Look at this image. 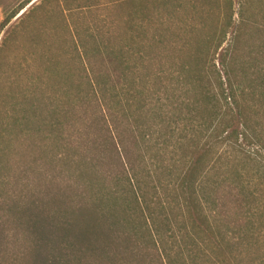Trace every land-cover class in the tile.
Listing matches in <instances>:
<instances>
[{
  "label": "trees",
  "instance_id": "16d2710c",
  "mask_svg": "<svg viewBox=\"0 0 264 264\" xmlns=\"http://www.w3.org/2000/svg\"><path fill=\"white\" fill-rule=\"evenodd\" d=\"M32 1L6 17L0 35ZM170 1L180 17L176 28L170 15L156 17L162 7L158 1L131 0L138 8L126 21L127 39L120 35L117 45L98 42L90 50L77 37L90 74L88 94L100 118L96 123L104 126L106 144L120 168L117 175L110 172L116 188L107 193L101 185L98 195L89 191L91 206L78 207L94 215L88 227L92 232L76 230L61 207L66 199L56 196L50 202H59L55 213L30 188L9 199L0 194V264H16L18 255L9 245L22 234L35 245L23 246L22 264H91L87 253L99 264H122L119 257L128 264H248L244 259L256 249L262 252L264 195H258V188L264 189V0H243L237 21L232 10L218 13L214 0L202 6L201 0H192L188 16L183 0H164L166 8ZM151 50L163 53L151 57ZM166 59L170 67L157 74L154 67ZM62 72L68 76L66 69ZM77 91L76 99L84 100L80 87ZM21 126L18 121L0 123V152L8 144L5 132ZM169 139L175 141L173 151ZM92 144L98 151L99 143ZM168 151L172 157L165 171L158 161L163 163ZM103 160L98 155L86 164L99 174L97 163ZM151 166L156 167L155 181L154 171L144 173ZM161 191L168 193L166 208L156 203ZM108 200L124 205L120 223L112 208L106 209ZM51 244L44 255L42 249Z\"/></svg>",
  "mask_w": 264,
  "mask_h": 264
},
{
  "label": "rangeland",
  "instance_id": "374dc122",
  "mask_svg": "<svg viewBox=\"0 0 264 264\" xmlns=\"http://www.w3.org/2000/svg\"><path fill=\"white\" fill-rule=\"evenodd\" d=\"M27 1L30 0H0V25ZM150 1H158V5L162 6L156 12V17L170 15L172 28H176L180 17L176 16L175 2L170 1L166 8L164 0ZM242 1L212 2L215 10L222 15L231 14L232 10L234 20L237 21ZM204 2L205 0H201L199 6ZM183 3L188 16L192 13V0H183ZM137 8L138 4L131 3V0H33L1 33L0 123L18 121L22 124L19 128H9L5 132L8 144L1 146L4 153L0 152V175L4 177V182L0 184V194H3V198L9 199L30 188L31 194L41 193L47 199V210L57 213L60 210L59 202H50L58 196L66 199L61 201L62 210H67L65 216L75 222L78 232L92 226L91 219H94V215L90 211L81 213L78 207L92 205L93 198L89 191L93 190L98 195L97 191L101 190V185L107 193L116 188V182L114 178H110V172L116 174V170L120 168L115 164L112 152L106 144L104 126L102 123H96L100 122V118L92 104L93 96L88 94L90 74L85 71L87 65L80 55L81 51L78 52L77 37L81 36L88 43L90 50H93L95 45L98 46V42L117 45L120 35V39L128 38L126 21L130 13ZM251 15L252 12H249V16ZM138 48L136 46L135 49ZM148 53L153 57L156 53L163 52L151 50ZM163 64L154 67V71L158 72L161 67L166 66V70L170 67L167 59ZM62 68L67 70V77L64 76ZM155 78L149 79L151 90L154 89L152 84ZM131 81L130 77V88ZM77 87H80L84 100L76 99ZM123 97V106L127 107L126 96ZM150 106L153 108L154 104ZM95 140L100 145L98 151L92 144ZM174 144L175 141H169L170 151L175 150L172 148ZM170 151L163 161L164 164L158 161L160 167L165 165V171L169 169V159L172 157ZM98 155L104 160L97 163L99 174H94L93 168L90 169L86 163H91V159ZM64 158L68 159L67 164L66 161L60 162ZM262 159L264 160V154ZM155 170L156 167L154 169V166H151V169L144 172L139 167L140 173H153L154 181L157 178ZM161 174L162 172L159 175ZM123 179L126 177L123 176ZM124 184L129 187L128 180ZM61 185L67 186L68 190L77 187L79 192L74 194L72 190L62 189ZM258 190V195L261 194L262 197L264 189ZM79 194L83 197H79ZM159 195L156 203L160 206L163 204L166 208V205H169L168 193L161 191ZM105 205L106 209L112 208L119 223L125 219L123 204L108 200ZM14 227L11 224L13 230ZM88 229L92 232V229ZM117 230L118 233L123 232L122 228ZM259 235L263 245L262 252L256 249L251 256L244 259L248 264H261L264 261L259 257H264V232ZM17 237V243H11L9 250L18 255L16 264H22L20 251L23 246L27 247L30 242V246L35 245L30 241L31 238L25 239L24 234ZM117 242L120 243V239L117 238ZM52 248L51 244L42 249L43 254L46 255ZM113 251L117 252V248L114 247ZM33 256L32 249L29 260H32ZM85 259L88 263L99 264L92 253H87ZM99 260L107 263L106 259ZM119 260L122 264L129 262L128 259L120 257Z\"/></svg>",
  "mask_w": 264,
  "mask_h": 264
}]
</instances>
